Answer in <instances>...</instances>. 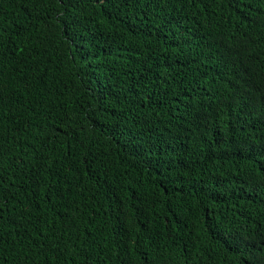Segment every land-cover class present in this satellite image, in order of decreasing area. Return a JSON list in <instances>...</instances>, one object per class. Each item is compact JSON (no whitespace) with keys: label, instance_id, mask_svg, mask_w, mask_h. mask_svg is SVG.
Here are the masks:
<instances>
[{"label":"trees","instance_id":"16d2710c","mask_svg":"<svg viewBox=\"0 0 264 264\" xmlns=\"http://www.w3.org/2000/svg\"><path fill=\"white\" fill-rule=\"evenodd\" d=\"M0 264H264V0H0Z\"/></svg>","mask_w":264,"mask_h":264}]
</instances>
